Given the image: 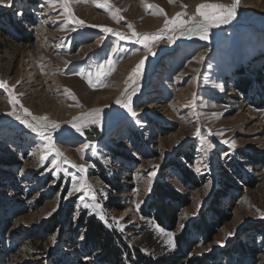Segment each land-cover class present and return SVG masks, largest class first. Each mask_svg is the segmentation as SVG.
I'll list each match as a JSON object with an SVG mask.
<instances>
[{"label": "rangeland", "instance_id": "1", "mask_svg": "<svg viewBox=\"0 0 264 264\" xmlns=\"http://www.w3.org/2000/svg\"><path fill=\"white\" fill-rule=\"evenodd\" d=\"M103 2L71 0L83 27L47 0L0 4V80L19 101L17 114L24 115L23 105L33 115L63 120L95 101L109 108L142 58L138 80L148 78L132 97L136 117L117 104L99 125L85 127L84 135L72 126L52 131L59 157L39 148L45 142L28 127L0 126V264H115L76 225L85 202L99 203L112 229L129 227L123 239L132 247L150 234L149 246L141 247L155 261L264 264V0H240L235 18L209 29L207 40L187 36L164 53L171 45L164 35L152 46L155 55L101 28L131 36L132 24L136 32L152 34L166 17L187 12V19L199 4L230 6L233 0H108L96 6ZM115 9L123 19H113ZM159 9L165 15L154 14ZM107 59L114 61L113 71L102 84L93 77L95 88L76 74L94 71ZM10 99L0 88V120L16 118ZM197 127L213 145L210 150L193 135ZM87 133L103 138L90 141ZM86 143L89 148L76 150ZM97 162L119 181L118 193L97 176ZM73 176L86 178L95 201H81L82 192L68 195ZM111 201L114 207L106 205ZM165 205L175 208V217H163V228L153 214ZM86 210L99 218L91 207ZM155 225L174 233L175 247Z\"/></svg>", "mask_w": 264, "mask_h": 264}, {"label": "snow or ice", "instance_id": "2", "mask_svg": "<svg viewBox=\"0 0 264 264\" xmlns=\"http://www.w3.org/2000/svg\"><path fill=\"white\" fill-rule=\"evenodd\" d=\"M87 2V0H85ZM95 2V0H93ZM170 3L173 0H169ZM49 6L55 7L57 4L63 9L62 15H66L68 20H76V24L83 27L85 25V21L75 18L74 13L71 10V0H47ZM240 0H233L230 6L218 3H202L196 7L195 13L192 16H188L187 19L183 17L187 16V12L177 13L172 18H165L163 28L158 30L156 33H138L135 31V28L132 24H128L127 27L131 31V36H127L125 33L114 31L109 27H102L101 30L104 33H111L112 35L118 37L119 40L131 39L134 40L135 43H139L143 45L146 55L151 54L155 55L153 52V47L155 42L159 41L163 38L164 35H167V38L170 42L173 41L174 37L177 33L179 35L184 36L187 35L191 37L192 35H196L201 40H207L209 37V29L213 27H219L221 24H227L230 20L234 19L236 16V11L239 6ZM0 4H5V0H0ZM108 5V0H104L103 3H97V7H105ZM6 6H12V0H7ZM151 7V6H147ZM182 7L186 8V5ZM120 9H115L112 11L113 19H123L122 16H119ZM165 15L163 9H159V13ZM113 52H116L117 49L113 47ZM199 60H203V57L198 58ZM144 59L142 58L136 66L131 70L128 75L127 80L125 81V89L121 93L120 97L116 99V104L121 105L123 108L127 109L132 117H136L138 113L132 107V97L136 95L138 91V87H133V85L137 84V81L142 73L144 67ZM113 63L112 59H107L103 64H99L96 66L94 71H80L76 74L81 76V78L85 79L89 86L92 88L96 87V84L93 82V77H95L96 81H101L103 76L111 74L113 71ZM102 84V81H101ZM106 86V85H104ZM0 88H6L8 90L9 96L11 99L9 103L13 105V111L10 115H14L16 119L20 120L21 123L25 124L33 133H35L41 140L45 143L38 145L39 148L47 149L50 152H55L57 157L62 156L63 154L55 147V143L53 141V137L51 135L52 131L59 129L60 125L56 121L49 120V118L45 116H36L31 113V111L27 108H24L21 105V109L23 111V116L17 114L15 111V105L19 103L16 97L12 94V89L8 88L7 82L0 80ZM131 89V91H129ZM69 94L71 95L70 90ZM72 98L75 99V96L72 95ZM81 106L82 105H78ZM102 109L94 108L90 109L86 113H82L79 117H74L72 122V127L81 135H84V128L89 124H100V113ZM26 117H31V120L26 119ZM194 136L199 137L201 139V143L207 146V150H210L213 145L205 138L201 136L200 128L197 127L196 131L193 133ZM222 135V133H221ZM225 143H229L228 141H224ZM89 144H84L81 151L84 148H89ZM231 147H235V141L231 142ZM205 156H207V151L205 152ZM41 160L45 159L44 154H41ZM54 165L56 161L52 162ZM73 167H77L80 172H84L85 168L83 165H73ZM200 171L199 167L196 169ZM155 176V171L150 173V178ZM73 180L76 181L72 184V189L69 191L68 195L71 196L74 192H82L80 199L84 201V196H89L93 201L96 200V192L92 188V186L87 182L85 177H81L79 180L75 176H73ZM151 183V179L149 180V184ZM84 208L91 207L94 211H97L99 219L104 221L105 214L102 211V206L99 203H83ZM137 209H139V204L136 205ZM55 211V209H53ZM259 211V210H258ZM51 215V213H49ZM261 217L264 218V212L260 213ZM157 231L164 236L167 237V244L170 247H175L174 244V233L166 231L161 228L159 225L154 226ZM181 228L183 225L180 226ZM229 236L232 233H228ZM55 240V237H53ZM217 243H222L218 241Z\"/></svg>", "mask_w": 264, "mask_h": 264}, {"label": "trees", "instance_id": "3", "mask_svg": "<svg viewBox=\"0 0 264 264\" xmlns=\"http://www.w3.org/2000/svg\"><path fill=\"white\" fill-rule=\"evenodd\" d=\"M97 132V131H96ZM93 133V132H92ZM95 134V133H94ZM92 135L87 133L86 139L97 140L98 136L100 139L103 136L100 133H96L93 135L95 138L92 139ZM97 176L101 178L105 184L113 188V190L118 193L120 191L119 181L114 177L109 175L110 169L103 167V164L97 162ZM107 206L114 207L113 201L110 204L106 203ZM167 220H174L175 217V208L169 206H162V213L153 214V222L159 224L163 228H166L164 218ZM77 223L76 225L82 230V232L86 235L87 242L89 244L95 245L98 249L103 250V254H105V259H108V262L115 261V264H173V258L167 257L165 261L162 258H158L155 260L151 259L146 255L144 248L142 245L149 246V243L146 241L150 240L151 235L146 234L145 238L140 241L139 246L132 247L128 245V243L123 239L124 234L129 231V227L122 228L121 231H117L109 227L106 221L100 220L93 212H89L84 209H79L77 213Z\"/></svg>", "mask_w": 264, "mask_h": 264}, {"label": "bare ground", "instance_id": "4", "mask_svg": "<svg viewBox=\"0 0 264 264\" xmlns=\"http://www.w3.org/2000/svg\"><path fill=\"white\" fill-rule=\"evenodd\" d=\"M247 19H249V18H247ZM255 19H257V18H255L254 17V19L253 20H255ZM246 20L244 19L242 22H240V25H243L244 24V22H245ZM41 25V24H40ZM222 25V24H221ZM220 25V26H221ZM38 33L39 34H41V33H43V30L41 31V29L38 31ZM184 37H187V35H184V36H181V35H179V33H177L176 34V36L174 37V39H173V41L171 42V45L170 46H166L165 47V49H162V51L165 53V52H172L173 51V49H175V47H177V45H178V43L184 38ZM41 38H43V39H45L46 37L44 36V35H41ZM168 51H167V50ZM157 58V57H156ZM156 62V61H155ZM154 61H153V63H152V65L155 63ZM151 65V64H150ZM151 65V66H152ZM146 75V74H145ZM144 75V78L143 79H140V80H138L137 81V84L136 85H133V87H138V89H140V88H142L143 86H145L146 84H147V75L145 76ZM55 81V80H54ZM57 84V83H56ZM55 84V85H56ZM119 88V87H118ZM124 90H119V91H117L112 97V102H111V107H109V108H105V107H101L100 105H99V102L98 101H95L94 103H92V105L91 106H89L88 108H86V109H84L83 110V113H86V112H88L90 109H94V108H100V109H102V111H101V113H100V117H101V115L103 116V113H105V115H106V113H109L110 112V110L111 109H113V107H115V106H117V104H116V99L118 98V97H120V95H121V93L123 92ZM129 91H131V89H129ZM152 92H154V91H149L148 93H152ZM182 95H184L183 93H182ZM107 97L105 96V99H106ZM98 100H100V99H98ZM101 100H103V99H101ZM63 101V100H62ZM63 103V102H62ZM80 112V111H79ZM82 114V113H81ZM81 114H79V115H76V116H72V117H69V118H66V119H63V120H61V119H49V120H52V121H56L59 125H60V127H62V126H72V122H73V118L74 117H79V116H81ZM23 116V115H22ZM26 119H28V120H31V117H26ZM14 123H17L18 125L20 124V125H24L25 126V124H23V123H21L20 122V120H18V119H13L12 121H9L6 117H4L3 119H1L0 120V126H4V125H9V124H14ZM83 148V145L82 144H78V146H77V148H76V150H78V151H80L81 149ZM124 215H127V213H124ZM24 248L26 249L27 247L26 246H24Z\"/></svg>", "mask_w": 264, "mask_h": 264}]
</instances>
